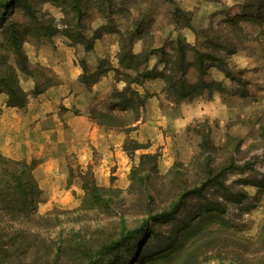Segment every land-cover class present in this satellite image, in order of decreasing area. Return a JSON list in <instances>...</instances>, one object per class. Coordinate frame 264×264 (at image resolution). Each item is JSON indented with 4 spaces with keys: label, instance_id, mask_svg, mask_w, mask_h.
<instances>
[{
    "label": "rangeland",
    "instance_id": "374dc122",
    "mask_svg": "<svg viewBox=\"0 0 264 264\" xmlns=\"http://www.w3.org/2000/svg\"><path fill=\"white\" fill-rule=\"evenodd\" d=\"M172 1L189 15V27L173 20L168 0H0V55L16 39L28 61V74L18 72L26 105L11 110L0 93V155L30 164L40 190L30 220L0 217V264H44L47 254L56 264H77L85 250L83 264H219L222 256L238 264L230 251L235 235L264 234V188L243 183L264 182V0ZM120 34L124 43L133 39V53L152 50L137 68L142 74L159 72L179 37L214 54L228 40L236 49L225 54L224 68L240 81L208 61L203 78L218 82L219 91L175 104L161 78L119 65ZM62 45L73 50L80 87L94 92L84 114L70 108L76 117L46 94L60 80L50 64ZM196 75L190 68L188 78ZM125 86L144 95L135 122V113L120 111ZM86 130L92 137L78 146ZM200 178H208L207 200L191 202L223 210L210 219L222 220L220 232L204 219L194 246L182 238L179 227L194 214L189 203L177 226L164 218L142 226L147 204L155 215ZM226 190L247 196L232 203L222 198ZM121 219L128 229H143L108 250ZM251 255L243 252L247 260Z\"/></svg>",
    "mask_w": 264,
    "mask_h": 264
},
{
    "label": "trees",
    "instance_id": "16d2710c",
    "mask_svg": "<svg viewBox=\"0 0 264 264\" xmlns=\"http://www.w3.org/2000/svg\"><path fill=\"white\" fill-rule=\"evenodd\" d=\"M168 2L173 5L171 12L173 20L176 22L180 21L185 26L189 27V15L180 11L173 4L174 2L172 0H168ZM1 7H5V5L2 4ZM127 35L129 37L131 36V33H128ZM132 40L133 39L131 38L124 43L123 39L121 41L120 34L119 52L117 54L119 65L126 69H136L135 71L138 77L161 78L164 82V93H166L168 98L175 104L201 95L210 97L214 91H219L218 82H207L203 78L204 72L206 71L205 68L208 66L206 62L208 61L211 64L209 66H218L222 68L226 77H229L236 82L240 81V76L234 78V76L229 74V72H226L224 68L225 54L233 53L236 49L235 47H231L228 40L225 41L224 46L219 43V45H217L219 50L214 54L212 52L198 51L194 48V46H190L179 37L173 42L174 46L171 48L172 55H169L168 58H162L160 60V62L164 64V67L159 72H146V74L139 73L137 68L146 63L148 56L152 53V50L149 49L148 51L145 50L144 52L135 54L128 48L131 47ZM208 41L210 43L211 41H215V39ZM188 51H193L194 55L191 60L187 58ZM161 54L165 55L164 52ZM27 64L28 61L26 56H24L18 41L16 39L11 41L10 39V46L3 49V54L0 55V93H4L6 95V105L9 107L22 108L26 105L27 96L18 83V72L28 74L26 68ZM190 68H193L197 73L193 80L188 78ZM128 91L130 93L129 96L126 95ZM119 95L122 96L123 101L120 111L130 110L135 113V117L131 120V122H135L139 119L138 110L144 104V95L131 90L128 86H125ZM109 109H111V107H109ZM259 137L260 140L264 142V128H260ZM210 149L214 150L215 147L211 146ZM151 157L152 156L150 155H146L143 156V159L145 160V158ZM224 169H229V167H223V169L221 168L220 172ZM207 181L208 178H200L196 181V183L191 182L189 184V189H184L185 193L181 192L177 194L175 198L161 210V212L155 215L150 214L152 211L151 206L147 204L145 211L149 213V215L147 216L148 218L143 220L142 226L144 222H147L151 218H164L167 223H175L177 226L178 223L184 219L181 215L179 216V213L185 208V206L187 207V204L189 203L194 205L191 208V212L194 214L191 217L189 216L188 220L179 228L181 231L180 236L182 238L185 237L186 239L191 237L192 241L190 242H192L191 245L194 246L197 240L201 239L198 233L203 220L206 219L207 221H210V219L213 218V210L218 214L223 211L219 208V206L208 208L204 203L201 204L198 202H191V199H195L196 201V198L207 200L203 194L204 189L207 186ZM243 183L249 184L258 189L264 188V182L259 180L256 181L254 178ZM216 184L217 183L211 182V185H213L211 187L214 188ZM39 193L40 190L36 187L31 176L30 164L25 161H16L0 155V217L15 221L17 224H20L19 221H24L27 218L30 220L34 215H36L35 207L36 202L38 201L37 196ZM227 193L228 196L223 194L226 198L224 196H222V198L236 204H240L247 196L239 190L228 191ZM211 195H213V193H211ZM210 211H212V214H210ZM214 219L215 220H213V222L210 221L211 224H214L211 228L216 225V230L220 232L222 230L221 226L223 222H221L222 220H219L220 218L218 217ZM142 226L128 229L123 219H121L119 223L118 237L107 245L108 250L115 249L137 236L143 229ZM262 232H264V226L262 227ZM9 234L12 233L8 232L6 235ZM17 234L18 233H15L14 235L16 236ZM0 238H2V232H0ZM234 240L236 242V246L230 250L234 251L233 253L235 258L233 261H236L238 264H264V234H259L250 239L235 235ZM222 242L225 243V240L222 239L221 243ZM221 243L220 246L224 249V252L222 253L225 254L227 253L228 247L221 245ZM87 251L85 250L84 252H81L79 259L82 260L77 264H83V261H86L87 258L89 259L90 256L87 254ZM243 252H247V254L250 255L252 254L251 257H255L247 260L243 257ZM219 259V264H226L225 257L222 256ZM44 264L56 263L52 262L47 254Z\"/></svg>",
    "mask_w": 264,
    "mask_h": 264
},
{
    "label": "crops",
    "instance_id": "0c3cea01",
    "mask_svg": "<svg viewBox=\"0 0 264 264\" xmlns=\"http://www.w3.org/2000/svg\"><path fill=\"white\" fill-rule=\"evenodd\" d=\"M57 55L55 54L53 58V62H51V66L54 68L56 73L59 75L60 80L57 85L51 87L46 91V94H52L53 101L56 103L62 102L67 107V115H72L74 117L75 114L70 111V108L78 109L77 113L84 114L86 109V104L89 99H91L94 92L89 91L88 89L81 88L80 84L77 81V69L73 62V50L68 46H61L57 49ZM2 99V97H1ZM11 110H18L17 108H12ZM21 119V116L19 117ZM24 120V119H23ZM23 120L21 121L23 123ZM21 128L23 124H20ZM87 131V130H86ZM93 132V130H91ZM85 132V131H84ZM87 131L82 137V140L76 141L78 146L84 145V139L88 135L92 137L90 133ZM119 137V134H116ZM84 150V149H83Z\"/></svg>",
    "mask_w": 264,
    "mask_h": 264
}]
</instances>
